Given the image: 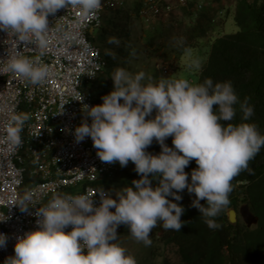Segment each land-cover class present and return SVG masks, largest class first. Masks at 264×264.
I'll list each match as a JSON object with an SVG mask.
<instances>
[{
    "label": "clouds",
    "instance_id": "obj_1",
    "mask_svg": "<svg viewBox=\"0 0 264 264\" xmlns=\"http://www.w3.org/2000/svg\"><path fill=\"white\" fill-rule=\"evenodd\" d=\"M69 5L87 13L99 9L101 0H0V31L11 32L18 42L16 50L6 49L0 56V74L12 72L31 84H43L50 72L41 60L49 44L48 17ZM108 43L119 45L120 41L113 36ZM20 44L34 45L39 55H24ZM182 44L183 38H174V46ZM130 55H135L134 49ZM187 66L200 64L190 60ZM110 76L113 88L102 95L100 103H83L81 93L73 97L82 101L85 114L72 129L74 140L79 143L90 136L101 161L119 162L122 167L132 161L138 178L119 190L103 188L97 193L98 202L82 193L54 192L37 207L32 192H24L12 202L22 212L36 206L31 214L37 217V227L16 235L14 253L3 264H137L118 240V226L126 225L145 246L151 245L150 233L158 221L164 229L179 231L185 207L178 201L185 188L195 194L191 206L206 225L221 227L215 218L230 204L233 177L248 169L249 160L264 146V133L250 119L254 108L248 98L239 101L241 119L234 123L238 95L231 80L157 79L120 64ZM63 105L57 113L64 111ZM30 115L24 110L8 114L5 131L12 146L21 145V132ZM169 135L172 146L165 143ZM153 139L160 145L158 153L147 150ZM192 159L197 167L189 179L185 166ZM7 219L0 212V221ZM7 239L0 232V248L6 247Z\"/></svg>",
    "mask_w": 264,
    "mask_h": 264
},
{
    "label": "built area",
    "instance_id": "obj_2",
    "mask_svg": "<svg viewBox=\"0 0 264 264\" xmlns=\"http://www.w3.org/2000/svg\"><path fill=\"white\" fill-rule=\"evenodd\" d=\"M123 1L101 0L99 9L87 13L69 5L48 17L49 44L41 60L50 72L43 84H31L12 72L0 74V212L8 216L0 221V232L8 236L6 247L0 248V264L14 253L16 235L37 227V217L31 214L36 206L45 204L54 192L82 193L98 202L97 193L104 187L96 184L115 170L117 162L101 161L90 136L75 142L72 129L85 114L82 101L73 97L81 93L83 103L95 104L93 92L82 86L87 79L93 81L106 64L100 47L92 41L93 26L100 25L104 11L121 7ZM191 1L142 0L139 16L145 22L162 21L180 9L195 11ZM198 7L200 10L202 5ZM17 46L11 32L0 31V56ZM19 50L29 57L39 55L32 44H20ZM63 103L64 111L57 113ZM20 110L31 115L21 132V145L12 146L5 125L8 114ZM26 191L32 192L36 206L22 212L12 201ZM120 230L121 225L117 232Z\"/></svg>",
    "mask_w": 264,
    "mask_h": 264
},
{
    "label": "trees",
    "instance_id": "obj_3",
    "mask_svg": "<svg viewBox=\"0 0 264 264\" xmlns=\"http://www.w3.org/2000/svg\"><path fill=\"white\" fill-rule=\"evenodd\" d=\"M140 3L138 0L134 8L137 16H139ZM194 4L196 6L195 0H192L191 5ZM198 9L199 7L195 11ZM202 10L200 14L204 21L206 16L203 15L206 12L204 8ZM184 12L189 13L188 10ZM130 15L128 12V17ZM232 17L238 29L213 39L206 52V60L199 71L198 82L205 77H211L213 82L231 80L238 95L237 112L232 122L241 119L239 101L247 97L248 103L254 108L250 119L257 124L260 132L264 133V0H237ZM111 21L110 14L108 22ZM199 21L194 28L188 30L193 32L192 36L196 31L202 33L205 30ZM102 25L103 18L100 24V41H103L105 29ZM187 48L188 46L185 48V45L180 46L184 52ZM108 54L107 70H101L94 79L97 81L95 104L100 103L102 95L113 88L110 76L113 70L112 53L109 51ZM165 143L172 146L171 135L166 137ZM147 150L158 153L160 145L153 139ZM195 167H197L195 159L190 160L185 166L189 179L191 170ZM116 173L114 176L106 175L96 185L119 190L130 185L132 179L139 176L135 170L129 171L119 162ZM231 183L233 187L229 193L230 204L215 218L221 227L211 229L206 225L198 209L191 206L195 194L189 193L185 188L181 192L182 200L178 201L185 207L181 216L184 224L177 231L164 229L161 226L162 222L158 221L150 233L153 245L144 246L147 256H158L161 253L159 252L161 246L171 244L175 247L181 264H264V146L254 158L249 160L248 169L241 170L233 177ZM203 202L202 200L201 203ZM243 203L248 205L250 212L256 217L254 228L240 220L231 223L228 219L227 209L233 207L237 210ZM122 233L121 228L119 235Z\"/></svg>",
    "mask_w": 264,
    "mask_h": 264
},
{
    "label": "rangeland",
    "instance_id": "obj_4",
    "mask_svg": "<svg viewBox=\"0 0 264 264\" xmlns=\"http://www.w3.org/2000/svg\"><path fill=\"white\" fill-rule=\"evenodd\" d=\"M137 1L124 0L120 11L117 7H114L111 13L108 9L104 11L103 41L99 39L100 25L93 26L94 42L103 49L107 64L108 52L112 53L113 68L120 64L133 72L144 70L157 79L161 76L186 77L192 82H198L199 71L206 60V52L213 39L238 29L232 17L237 0H216L215 2L195 0L196 7L200 3L201 10L204 8L206 12L203 15L206 16L204 21L198 11L187 13L180 9L179 13H171L168 19L161 21L154 18L150 22L143 21L135 14L134 8ZM128 12L131 14L129 17ZM110 14L112 21L109 23ZM198 21L202 23L205 30L202 33L196 31L192 36L193 32L188 30L191 27L194 28ZM113 36L119 39V45L108 43L109 38ZM174 38H183L182 45H185V48L188 46V51L184 52L180 46H174ZM133 49L135 50L134 56L130 55ZM190 60H198L200 66L189 68L187 65ZM107 64L103 66L104 71L108 68ZM163 67H167L168 71H162ZM82 86L86 92L93 91L94 96L97 97V81L87 79ZM154 114L155 110H153ZM124 168L133 171L135 166L132 161H129ZM115 174H117L116 171ZM231 213H233V218H231ZM227 214L229 220L233 219L232 222L240 220L251 228L256 226V217L245 203L241 204L237 210L228 209ZM121 228L123 233L118 236L119 241L138 259L140 264H181L173 245L161 246L159 251L161 253L158 256H147L143 242L136 241L130 233H125L128 231L126 225L121 224ZM147 260L148 263H146Z\"/></svg>",
    "mask_w": 264,
    "mask_h": 264
},
{
    "label": "water",
    "instance_id": "obj_5",
    "mask_svg": "<svg viewBox=\"0 0 264 264\" xmlns=\"http://www.w3.org/2000/svg\"><path fill=\"white\" fill-rule=\"evenodd\" d=\"M231 212H232V211H231ZM231 218H233V213H231ZM232 221H233V219L230 220L231 223H233ZM234 222H235V221H234Z\"/></svg>",
    "mask_w": 264,
    "mask_h": 264
}]
</instances>
